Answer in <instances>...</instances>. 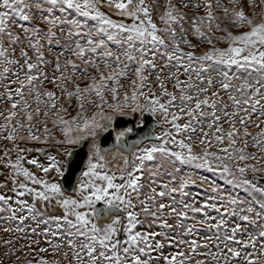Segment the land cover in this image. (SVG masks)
I'll list each match as a JSON object with an SVG mask.
<instances>
[{
    "label": "snow or ice",
    "instance_id": "1",
    "mask_svg": "<svg viewBox=\"0 0 264 264\" xmlns=\"http://www.w3.org/2000/svg\"><path fill=\"white\" fill-rule=\"evenodd\" d=\"M0 264H264V0H0Z\"/></svg>",
    "mask_w": 264,
    "mask_h": 264
},
{
    "label": "rangeland",
    "instance_id": "2",
    "mask_svg": "<svg viewBox=\"0 0 264 264\" xmlns=\"http://www.w3.org/2000/svg\"><path fill=\"white\" fill-rule=\"evenodd\" d=\"M156 131L158 132L159 129H156ZM186 170H187V169H186ZM199 174H201V175H206V176L209 177V179H216L217 183L223 184V181H220L219 178L212 177L211 174L206 173L204 170H199ZM199 183H200V181H197V184H199ZM190 190L193 191V192L200 191V189H198V188L195 187V186H191V187H190Z\"/></svg>",
    "mask_w": 264,
    "mask_h": 264
},
{
    "label": "water",
    "instance_id": "3",
    "mask_svg": "<svg viewBox=\"0 0 264 264\" xmlns=\"http://www.w3.org/2000/svg\"><path fill=\"white\" fill-rule=\"evenodd\" d=\"M135 119H136V118H133V120L121 121V122H120V128H122V127H124V126H126V125H130V126H132L133 121H134ZM82 158H83V153H81L80 156L77 157V161H76V163L79 164V161H80V159H82ZM101 205H102V204H100V205H98V206L100 207Z\"/></svg>",
    "mask_w": 264,
    "mask_h": 264
},
{
    "label": "flooded vegetation",
    "instance_id": "4",
    "mask_svg": "<svg viewBox=\"0 0 264 264\" xmlns=\"http://www.w3.org/2000/svg\"><path fill=\"white\" fill-rule=\"evenodd\" d=\"M126 126H130V125H126ZM124 127H125V126H124ZM122 128H123V127H122ZM122 128H121V129H122ZM100 207H103V205H101Z\"/></svg>",
    "mask_w": 264,
    "mask_h": 264
}]
</instances>
